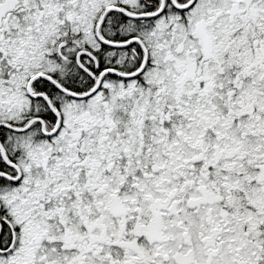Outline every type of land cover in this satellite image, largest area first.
Segmentation results:
<instances>
[{
  "label": "snow or ice",
  "instance_id": "1",
  "mask_svg": "<svg viewBox=\"0 0 264 264\" xmlns=\"http://www.w3.org/2000/svg\"><path fill=\"white\" fill-rule=\"evenodd\" d=\"M0 264H264V0H0Z\"/></svg>",
  "mask_w": 264,
  "mask_h": 264
}]
</instances>
